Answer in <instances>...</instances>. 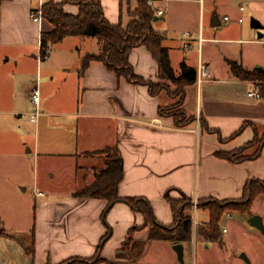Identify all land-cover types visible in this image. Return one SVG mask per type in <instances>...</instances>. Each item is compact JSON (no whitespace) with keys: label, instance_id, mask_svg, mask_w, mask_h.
I'll list each match as a JSON object with an SVG mask.
<instances>
[{"label":"crops","instance_id":"1","mask_svg":"<svg viewBox=\"0 0 264 264\" xmlns=\"http://www.w3.org/2000/svg\"><path fill=\"white\" fill-rule=\"evenodd\" d=\"M45 1L0 0V46L16 48L8 51L7 58L13 57L16 64L0 69V264H58L96 253L107 233L102 214L108 200L77 196L75 191L86 167L104 165L95 152L108 146H118L124 158L119 194L148 198L156 218L166 225L175 221L167 193L176 198L185 193L201 200L235 199L243 196L249 179H264V148L259 157L241 162L217 154L240 148L264 133V97L249 93L258 89L261 94L264 81L237 75L231 64L264 70V0H154L155 13L158 9L164 13L156 14L153 25L163 36L175 72H181L183 62L197 69V80L186 87L185 97V108L196 120L184 127L160 113V106L171 101L166 93L154 95L147 84L128 81L98 59L81 72L83 57L101 49L97 37L82 36L80 43L64 51L70 53V60L64 62H55L52 55L56 43L46 60L37 53L19 54L18 50L35 46L40 50L41 31L53 28L48 20L39 24L32 18L33 10ZM101 2L109 20L124 25L139 4L137 0ZM64 8L77 14L80 6L70 2ZM27 56L34 59L33 70ZM129 58L137 74L161 81L159 61L147 45L134 47ZM177 62H182L178 70ZM202 63L211 74L200 81ZM37 83L41 113L34 119L31 87ZM201 119L210 129L201 125ZM40 157L69 164L71 189L60 196L56 188H42L36 179L34 201L21 194L28 192L32 162ZM83 178V184L93 180L86 174ZM32 210L34 255L26 250L32 242ZM106 219L115 232L103 250V258L108 259L115 237L125 242L131 228L143 224L144 215L120 201ZM150 230H137L133 244L167 240L150 238ZM21 233L29 234L30 243ZM168 241L177 254L175 242ZM183 243L186 253L192 241Z\"/></svg>","mask_w":264,"mask_h":264},{"label":"trees","instance_id":"2","mask_svg":"<svg viewBox=\"0 0 264 264\" xmlns=\"http://www.w3.org/2000/svg\"><path fill=\"white\" fill-rule=\"evenodd\" d=\"M130 2L132 0H121ZM138 7L131 11L132 19L128 25L122 21L112 23L105 15L101 0H46L42 5V12L45 20L53 24L50 30H42L40 35L41 57L49 55L53 44L63 41L68 36H94L101 43L98 53H89L83 57L81 72H83L94 60H102L107 66L114 70L119 76H124L133 83L147 84L150 92L154 95L166 93L171 100L177 98L175 104H165L160 106V113L172 116L175 124L184 127L196 120V116L190 114L185 108L186 87L197 80V69L182 63V70L177 74L172 66L169 49L163 45V36L156 32L153 21L156 13L149 4V0H137ZM77 3L80 6L77 14L68 13L64 5L67 3ZM37 10V9H35ZM34 11V10H33ZM147 45L158 59L161 70V81L153 82L137 74L130 61V53L134 47ZM233 71L244 78L264 81V70H248L237 62H231ZM171 82L175 85L172 88ZM261 95L264 97V84L261 85ZM176 107V108H175ZM201 125L210 129L207 121L201 119ZM247 125L245 123L241 130ZM239 130V131H241ZM238 133V132H237ZM236 135V134H235ZM253 148L252 152L248 151ZM264 148V133H257L254 140L244 146L230 150L218 151L217 154L234 162H241L246 159L259 157ZM95 153H106L104 165L96 169L94 179L81 186L75 191V195L91 198H104L108 204L103 211V220L108 227V231L101 238L96 253L91 257L72 256L58 264H98L103 261L101 251L105 240L111 235L112 227L108 225L106 216L109 210L120 201L126 202L133 209L140 211L144 215L142 225L135 226L129 231V237L125 241V246L132 242L137 230L151 227L150 238L167 239L176 242H189L193 240V227L195 223L194 211L195 198L183 194L181 197H172L169 193L166 198L174 212L175 221L171 225L161 223L155 216L152 204L146 197L121 196L119 185L124 178V158L118 146H108L106 150ZM264 193V179L251 178L247 181L243 196L235 199L197 198V209L209 210L210 218L204 223H197L199 233L206 240L223 241L221 219L229 209L248 210L253 201ZM191 213H186L190 211ZM26 250L35 254V230H32L31 245ZM46 264H52L47 262ZM113 264V262H110Z\"/></svg>","mask_w":264,"mask_h":264},{"label":"rangeland","instance_id":"3","mask_svg":"<svg viewBox=\"0 0 264 264\" xmlns=\"http://www.w3.org/2000/svg\"><path fill=\"white\" fill-rule=\"evenodd\" d=\"M221 12L223 13V11ZM223 24L226 25L225 22H223ZM80 40H82V36H68L63 43H56L52 49V55L55 54L56 56L55 62H64L66 59L70 60V55L67 56V54L70 53L64 51L66 49L71 50L70 48L80 43ZM83 45H85V43H83ZM12 49L16 48L0 46V69L12 68L16 64L13 57L9 58V60L7 59L10 54L9 52L13 51ZM56 51L57 53H54ZM18 52L19 54L37 53L41 60H46L47 58L41 57V52L36 46L24 50H18ZM74 52L77 51L74 50ZM73 57L74 55H71L72 61ZM32 58L29 56L26 58L28 68H32L31 70L34 68V59ZM179 63L182 62H177V70L179 68ZM168 83H170L172 88L175 89L174 84L171 82ZM177 100L178 99L175 98L169 103L175 104ZM105 155L106 153L100 154L103 160ZM96 169L98 168L91 166L86 167L85 170L79 174V183L81 186L84 185V174H86L88 179L92 180L95 177ZM36 179L37 183L39 182V185H41L42 188L48 186L56 188L59 193H62L60 196L68 189H71L72 182L74 181L70 177L68 163L57 158L55 160H50L48 157H40L37 158L36 162H32V182L30 188H28V192L21 193L24 196L31 195L33 201L34 197H36L34 196L35 190L33 182ZM186 213H191V210ZM192 213H194V217L198 223H204L210 218V213L207 209L199 208L195 211L194 208ZM253 214H260L264 220V193L259 195L253 201L251 208L248 210L229 209L225 212L220 222L224 238L222 242L206 240L205 237L199 233L197 224L194 223L192 246L187 248L184 255V261L179 259L178 254L174 252L170 245L171 243L168 240H148L143 243L138 241L135 244L130 242L127 247L125 246V242L120 241L117 235L111 244L112 247L108 253L109 258H104V260L98 264H110V262H114L113 264H264V230L253 225L249 221ZM30 216L32 226H30L31 230L29 234L31 238L32 230L34 228L32 220L34 216L33 210L31 211ZM225 227L227 230H224ZM114 233V228H112L111 235L104 242V247L111 239H113ZM29 234L26 235L23 233L21 237L30 243ZM104 247L101 251L102 257H104ZM243 252L247 253L249 260L242 256Z\"/></svg>","mask_w":264,"mask_h":264},{"label":"built area","instance_id":"4","mask_svg":"<svg viewBox=\"0 0 264 264\" xmlns=\"http://www.w3.org/2000/svg\"><path fill=\"white\" fill-rule=\"evenodd\" d=\"M149 4L151 6H153L154 5V0H149ZM42 5H43V3L41 4V6L37 10H34L32 12L33 20L38 22L39 24H42V22L44 20V16H43V12H42ZM162 13H164L163 9H158L156 11V14L160 15ZM225 18L229 19V16H225ZM240 20H243V18H240ZM263 41H264V39H263ZM210 74H211V71H210L209 66H207L204 63H202L200 65V67H199L198 80L201 81L202 79L207 78L208 76H210ZM249 93H250V95H253V96H260L261 95L258 89H252ZM31 97H32V102L36 105V109L31 113V117L34 118V119H38V117H39V115L41 113V109H40L41 89H40V86H39L38 83L32 85V87H31ZM194 205H195V211H196L197 210V205H198L197 198H195ZM195 223L196 224L198 223L196 218H195ZM224 230H227V229L225 228Z\"/></svg>","mask_w":264,"mask_h":264},{"label":"water","instance_id":"5","mask_svg":"<svg viewBox=\"0 0 264 264\" xmlns=\"http://www.w3.org/2000/svg\"><path fill=\"white\" fill-rule=\"evenodd\" d=\"M217 18V16L215 15L213 17V23H215V19ZM253 25L255 26H259L260 24L256 21H253ZM249 221L259 227L260 229L264 230V220H263V217L260 215V214H253L251 215ZM174 249L177 251V254H178V257L181 261H184V255H185V245L183 242H176L174 245H173ZM242 256L244 258H246L247 260H249V257L247 255L246 252H243L242 253Z\"/></svg>","mask_w":264,"mask_h":264}]
</instances>
